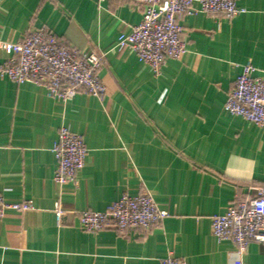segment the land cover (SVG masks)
Instances as JSON below:
<instances>
[{
	"label": "crops",
	"instance_id": "1",
	"mask_svg": "<svg viewBox=\"0 0 264 264\" xmlns=\"http://www.w3.org/2000/svg\"><path fill=\"white\" fill-rule=\"evenodd\" d=\"M232 19L180 20L186 53L158 75L118 40L141 21L124 0H0V69L10 44L45 28L80 51L103 53L101 99L62 104L42 87L0 76V196L34 210L0 219V264H264V245L238 255L211 233V217L264 187V127L223 109L242 66L264 73V0H236ZM60 127L82 137L84 167L57 187L52 147ZM147 191L168 216L127 235L81 230L76 214L102 212L121 194ZM66 213L57 225L54 204Z\"/></svg>",
	"mask_w": 264,
	"mask_h": 264
},
{
	"label": "built area",
	"instance_id": "2",
	"mask_svg": "<svg viewBox=\"0 0 264 264\" xmlns=\"http://www.w3.org/2000/svg\"><path fill=\"white\" fill-rule=\"evenodd\" d=\"M98 3L111 0H96ZM141 8V21L132 32L118 40L119 50L127 49L158 75L167 60H178L186 53L180 20L196 13L221 15L232 19L245 13L236 0H124ZM12 56L0 69V76L15 84L32 83L44 88L51 98L65 104L77 94L101 99L105 93L98 70L103 53L80 51L69 46L45 28H32L17 42L10 44ZM251 65L242 66L227 93L223 109L246 121L264 127V73L254 75ZM56 162L53 182L57 187L74 183L84 167L87 148L82 137L67 127H60L52 147ZM34 210L29 200L6 201L0 196V219L8 212ZM57 225L66 213L60 202L54 204ZM76 214L78 227L89 233L110 229L127 235L147 232L168 216L147 191L137 196L126 193L102 212H68ZM211 233L217 241H231L238 255L251 242L264 245V187L255 195L230 204L222 215L211 217ZM160 264H187L169 253ZM234 264H242L240 260Z\"/></svg>",
	"mask_w": 264,
	"mask_h": 264
}]
</instances>
